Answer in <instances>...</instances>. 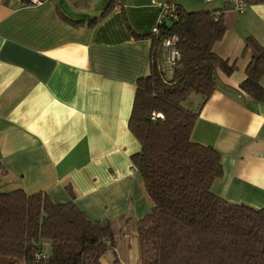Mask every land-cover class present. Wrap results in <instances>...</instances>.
Segmentation results:
<instances>
[{
    "label": "crops",
    "instance_id": "1",
    "mask_svg": "<svg viewBox=\"0 0 264 264\" xmlns=\"http://www.w3.org/2000/svg\"><path fill=\"white\" fill-rule=\"evenodd\" d=\"M37 1L0 0V192L72 200L115 230V254L101 262L138 264L136 224L152 202L130 171L140 144L127 123L165 0ZM175 3L220 13L226 30L212 51L235 66L217 71L191 132L220 155L223 173L211 191L264 210V102L239 92L250 61L245 39L264 45V0H251L240 13L223 0ZM160 61L168 73L166 50ZM200 101L191 95L188 108Z\"/></svg>",
    "mask_w": 264,
    "mask_h": 264
},
{
    "label": "trees",
    "instance_id": "2",
    "mask_svg": "<svg viewBox=\"0 0 264 264\" xmlns=\"http://www.w3.org/2000/svg\"><path fill=\"white\" fill-rule=\"evenodd\" d=\"M167 2L177 16L158 24V35L150 33L149 71L136 82L127 123L140 144L131 166L152 202L136 224L138 264H264V210L214 194L211 185L223 173L220 155L191 138L217 71L235 69L212 51L225 23L218 11ZM172 35L179 59L165 63L167 73L161 42ZM245 46L250 61L239 92L264 102V45L249 36ZM193 94L201 97L195 110L188 108ZM115 242L109 221L89 219L72 200L54 203L42 191L0 192V264H101L105 253L115 254Z\"/></svg>",
    "mask_w": 264,
    "mask_h": 264
},
{
    "label": "built area",
    "instance_id": "3",
    "mask_svg": "<svg viewBox=\"0 0 264 264\" xmlns=\"http://www.w3.org/2000/svg\"><path fill=\"white\" fill-rule=\"evenodd\" d=\"M32 3H38L39 1L37 0H30ZM205 3H210L215 0H202ZM231 9L234 11L240 13L243 12L246 7L248 6L249 2L251 0H223ZM177 16V12L175 10V7L173 4H170L165 0L163 3L160 5V12H159V17L157 20V25L162 23L163 20L166 19H174ZM156 27L153 30V34L158 35L159 30ZM161 45L164 49L167 51V64L171 65L176 63V61L179 59V52L176 48V37L174 35L168 36L163 38ZM131 172H136L133 167H131ZM41 256V255H38Z\"/></svg>",
    "mask_w": 264,
    "mask_h": 264
},
{
    "label": "rangeland",
    "instance_id": "4",
    "mask_svg": "<svg viewBox=\"0 0 264 264\" xmlns=\"http://www.w3.org/2000/svg\"><path fill=\"white\" fill-rule=\"evenodd\" d=\"M164 61V60H163ZM167 65V64H166ZM115 238H116V235H115ZM117 238H118V236H117ZM108 262V258H103L102 259V264H106ZM107 264H111V262L110 263H107Z\"/></svg>",
    "mask_w": 264,
    "mask_h": 264
},
{
    "label": "water",
    "instance_id": "5",
    "mask_svg": "<svg viewBox=\"0 0 264 264\" xmlns=\"http://www.w3.org/2000/svg\"><path fill=\"white\" fill-rule=\"evenodd\" d=\"M44 215V213H42V216Z\"/></svg>",
    "mask_w": 264,
    "mask_h": 264
}]
</instances>
